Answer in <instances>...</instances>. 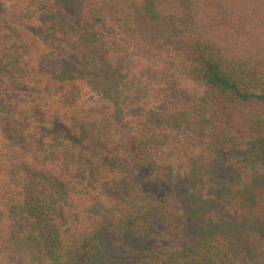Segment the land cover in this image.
Here are the masks:
<instances>
[{"label":"trees","instance_id":"1","mask_svg":"<svg viewBox=\"0 0 264 264\" xmlns=\"http://www.w3.org/2000/svg\"><path fill=\"white\" fill-rule=\"evenodd\" d=\"M51 1L0 0V108L26 119L17 145L0 117V264H99L101 241L119 248L155 224L184 242L157 240L139 264H264V212H209L192 233L189 212L135 184L127 167L147 166L185 132L237 174L262 162L264 0H79L85 19L116 33L104 61L160 82L147 103L126 101L93 122L55 51L20 26ZM153 57L159 65L142 61ZM69 124L107 133L97 161L113 174L101 192L74 183L57 149L42 155L49 141L71 148L53 131Z\"/></svg>","mask_w":264,"mask_h":264},{"label":"rangeland","instance_id":"2","mask_svg":"<svg viewBox=\"0 0 264 264\" xmlns=\"http://www.w3.org/2000/svg\"><path fill=\"white\" fill-rule=\"evenodd\" d=\"M20 26L55 51L64 67L62 77L76 81L78 106L82 113L89 114V122L103 112L119 115L118 109L126 101L147 103L160 86V82L148 77L143 68L116 70L110 62L104 61V52L110 50V41L116 33L108 23L97 24L85 19L79 0L47 2ZM142 61L153 66L160 63L154 57ZM182 81L193 92L203 90L185 76ZM0 117L11 139L17 145L24 144L26 140L21 138L26 119L4 108H0ZM79 129L82 132L78 133L72 124L57 126L54 133L68 139L71 148L65 150L63 145L57 147L59 141H49L41 148L42 155H51L54 148L57 149L56 160L62 167L71 169L74 183L85 190L101 192L105 187L100 185L113 174L97 161L98 142L103 143L100 136H107V133L101 131L97 136L94 135L96 131L90 132L89 128L80 126ZM178 138L180 140L176 138L175 144H165L157 150L147 166L136 169L129 163L127 167L134 175L135 184L156 194L170 196L179 208L189 212L190 232L201 228L209 212L217 211L223 216H236L240 212L248 217L264 212V172L261 171L264 153L261 154L262 162L255 169L237 174L226 165L227 162L210 154L207 147L201 143L196 145L197 137L189 132ZM239 188L241 190L237 191ZM157 240L171 244L184 242L168 238L164 228L155 224L148 237L125 241L119 248L114 246L113 240L101 241L95 257L99 264H139Z\"/></svg>","mask_w":264,"mask_h":264}]
</instances>
